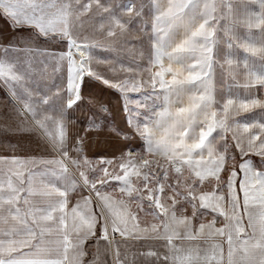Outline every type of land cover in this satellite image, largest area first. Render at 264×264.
<instances>
[{
  "label": "snow or ice",
  "instance_id": "obj_1",
  "mask_svg": "<svg viewBox=\"0 0 264 264\" xmlns=\"http://www.w3.org/2000/svg\"><path fill=\"white\" fill-rule=\"evenodd\" d=\"M0 18L14 41L0 81L54 154L43 171L0 157V264H85L89 240L88 264L101 242L112 264H137L121 253L129 240L159 242L143 264H264V0H0ZM133 24L147 79L96 55L127 44ZM41 38L67 77L34 96L27 57ZM221 55L232 83L218 100ZM98 85L119 93V120Z\"/></svg>",
  "mask_w": 264,
  "mask_h": 264
},
{
  "label": "rangeland",
  "instance_id": "obj_2",
  "mask_svg": "<svg viewBox=\"0 0 264 264\" xmlns=\"http://www.w3.org/2000/svg\"><path fill=\"white\" fill-rule=\"evenodd\" d=\"M120 2H123V0H112V3ZM144 3L147 4L148 0H144ZM135 27V24L130 26L131 34L128 36L127 44L117 45L116 49L113 51H102L98 49L96 50V55L101 60L107 59L112 61L117 74L122 77L133 74L121 71L122 68H132L136 73H139L145 79H147L148 74L144 71V69L147 67V60L141 59L139 53L140 42L137 39L138 34L135 33ZM10 42L14 43L11 30L0 29V57H2L4 54V47ZM36 45L38 46L39 50L33 51V53L27 57V59L32 61V66L34 69L32 73L34 82L31 84V87L34 90V96L36 92L43 90L45 86L51 85L53 82L59 84L63 80L66 83L67 77L66 65L57 70L56 61L48 54L51 52H59V45L45 44L42 38L36 41ZM23 58L24 57L22 56V59ZM94 67H97L105 75L112 74L108 71L107 64H94ZM215 89L217 99L219 100L222 98V91L220 87L217 86V84ZM94 91L97 94H101L103 98L111 104L112 110L116 114V119L119 120L120 117L123 116V101L120 99L119 93H116L110 89H106L103 85H98ZM129 95H131L133 98H138L137 93H130ZM148 103H151V100H149ZM86 104L87 98L85 99V105ZM86 115V107L69 114V127L72 129V131H75L76 128L80 126V124L85 120ZM21 119L22 118L18 117L16 114V101L11 98L7 86H5L2 81H0V157L54 155L45 150L43 143L38 139V134H34L30 131V124H25L23 127L20 125ZM229 141L231 142L230 136ZM96 151L103 152L104 148L101 147L100 149H90V153ZM252 160L255 164L259 165V157L252 156ZM78 197L79 194L71 196L70 204H74ZM141 218L142 220L149 219L144 217L143 214H141ZM91 244H93V242H87L85 244V247L88 248V251Z\"/></svg>",
  "mask_w": 264,
  "mask_h": 264
},
{
  "label": "crops",
  "instance_id": "obj_3",
  "mask_svg": "<svg viewBox=\"0 0 264 264\" xmlns=\"http://www.w3.org/2000/svg\"><path fill=\"white\" fill-rule=\"evenodd\" d=\"M0 29H9L8 27H6V22L2 18H0ZM243 55L244 54L242 52L239 53L240 58H242ZM218 59L220 63L217 64L214 70V82H215V86L217 84V86L220 87L222 91V98H226L227 86L229 83H232V81L227 77L226 70H225L226 66H225V69H222L220 67V64L224 62L223 55L219 56ZM153 71H155V69H153ZM186 74L187 73H185V75ZM168 78L170 79L171 77H168ZM241 82H242V78H241ZM237 90L241 93H243L244 91L243 88H239ZM250 115L251 114H242V116L238 117V119H243ZM53 157L54 155H46V156L41 155V156H31V157L30 156H25V157L20 156V158H24V159H36L37 163L35 165H32V167L34 169H40L41 171H43L44 169H43V166L40 164V161L44 159H52ZM116 240L118 243H120V237L118 235L116 237ZM87 242H93V244H91L89 251H88V248L85 247V255L83 257L85 264H88L89 261L93 260V258L96 256L97 251H98L95 240H89ZM149 245H151L156 250L163 251V249L159 247V242L131 241V240L120 243V250H121L122 255L124 253H127L129 261H132L133 259H135L137 261V264H143V257H141L139 253L142 251H147ZM201 245L204 246L203 241H201ZM225 251H226V245H225ZM99 264H112V256L105 251L104 242H101L100 247H99Z\"/></svg>",
  "mask_w": 264,
  "mask_h": 264
}]
</instances>
